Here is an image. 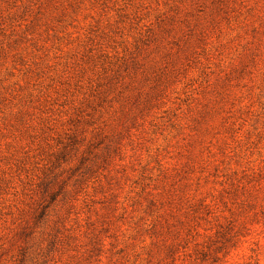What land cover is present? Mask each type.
Returning <instances> with one entry per match:
<instances>
[{
    "label": "rangeland",
    "instance_id": "obj_1",
    "mask_svg": "<svg viewBox=\"0 0 264 264\" xmlns=\"http://www.w3.org/2000/svg\"><path fill=\"white\" fill-rule=\"evenodd\" d=\"M0 264H264V0H0Z\"/></svg>",
    "mask_w": 264,
    "mask_h": 264
}]
</instances>
